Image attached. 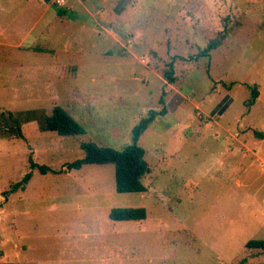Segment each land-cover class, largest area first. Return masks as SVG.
Instances as JSON below:
<instances>
[{
    "label": "rangeland",
    "instance_id": "rangeland-1",
    "mask_svg": "<svg viewBox=\"0 0 264 264\" xmlns=\"http://www.w3.org/2000/svg\"><path fill=\"white\" fill-rule=\"evenodd\" d=\"M55 106L85 133L43 130ZM162 109L139 138L145 193L117 194L111 165L67 171L81 144L122 150ZM254 132L264 0H0V264H264L244 248L264 239ZM28 173L24 191L3 195ZM115 208L147 217L114 222Z\"/></svg>",
    "mask_w": 264,
    "mask_h": 264
},
{
    "label": "trees",
    "instance_id": "trees-1",
    "mask_svg": "<svg viewBox=\"0 0 264 264\" xmlns=\"http://www.w3.org/2000/svg\"><path fill=\"white\" fill-rule=\"evenodd\" d=\"M64 11L58 10L59 16H64ZM224 37L221 36L218 40L211 41L200 56H207L210 50L215 49L220 45ZM164 78L168 82H173V71L170 69L164 74ZM257 93L254 91L252 98H256ZM254 101V100H253ZM250 103V105L253 103ZM165 109L160 112L149 111L147 116L142 118L131 131V144L122 150H115L109 147H101L94 143H83L80 149L83 152V157L66 165L67 171L80 170L86 165H111L114 168L115 191L117 194H142L146 192V188L142 180L150 173V168L144 159L145 151L139 145V138L148 128L149 124L158 115H164ZM11 122L15 124L13 136L19 139H24L18 122L9 116ZM42 129L49 132H55L59 136L73 137L85 133L84 129L61 107L55 106L49 116L41 117ZM254 137L264 139V134L254 132ZM30 169L36 170L40 174H45L48 168L37 165L29 157ZM32 173L26 174L21 181L10 186L9 191L3 193L13 194L18 191H24L29 182ZM109 219L114 222H142L146 219V210L144 208H115L109 212ZM246 250H257L264 254V239L249 240L245 243ZM240 264H243L240 263Z\"/></svg>",
    "mask_w": 264,
    "mask_h": 264
}]
</instances>
